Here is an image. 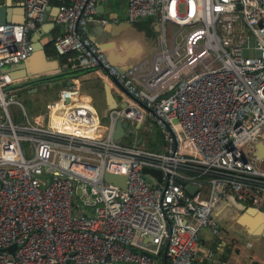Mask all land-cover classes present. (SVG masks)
Listing matches in <instances>:
<instances>
[{
  "label": "built area",
  "instance_id": "obj_1",
  "mask_svg": "<svg viewBox=\"0 0 264 264\" xmlns=\"http://www.w3.org/2000/svg\"><path fill=\"white\" fill-rule=\"evenodd\" d=\"M107 1L58 0L65 30L53 41L72 70L100 68L120 88L105 134L51 122L93 125L96 115L103 126L91 98L93 110L79 104L75 78L44 113L13 118L18 83L2 69L31 56L27 33L49 0H22L24 22L0 23V264H237L201 255L199 238L204 227L220 234L213 212L228 196L264 213V0H125L128 22L153 21L160 34L151 62L124 70L88 35ZM117 121L135 135L159 131L164 148L115 142Z\"/></svg>",
  "mask_w": 264,
  "mask_h": 264
},
{
  "label": "crops",
  "instance_id": "obj_2",
  "mask_svg": "<svg viewBox=\"0 0 264 264\" xmlns=\"http://www.w3.org/2000/svg\"><path fill=\"white\" fill-rule=\"evenodd\" d=\"M110 1H116L117 3L110 4ZM57 4L58 3L54 0H49V7L47 9L49 14L48 20L45 23L40 21L37 29L31 30L33 33L27 37L34 46L40 41L45 48L46 56L58 60L59 67L62 69H69L67 71L70 72L72 69L68 64L72 61L69 60L68 56H57L55 49L48 45L50 42L54 41L56 36L60 35L65 30V27L58 24L55 20L58 14ZM0 5H5L7 7V23L24 22L25 9L22 5V0H0ZM94 18L96 20L104 18L108 23L103 25L96 20H93L89 23L88 35L91 40L100 46L106 42H113L114 45L109 48V51L112 53L117 63L109 60L114 65L120 64V68H126L127 66L137 64L144 59L149 63L151 62V56L156 51L160 34V28L156 23L147 19L138 23L128 22L125 0H109L99 5ZM46 25L49 26L47 32L43 30ZM41 34L42 36L39 38ZM141 36L144 37V39H142ZM136 46H139L141 50L137 51ZM47 57L45 60L50 62ZM21 63L7 65L2 69L3 72H8L18 84L25 81V78L20 76L22 72L20 69V67H22ZM40 66V63H37L35 69L40 68ZM73 77L75 76L68 74L57 76V79L44 80V82L42 81L28 85L25 88H27L30 93L43 92L52 87L57 89V92L49 98L47 104L48 108L49 104L58 97L59 91L62 88L67 87ZM98 81L99 80H89L80 82L84 96H82L79 104H85L89 97L92 98L88 93L89 90L87 89V84H95ZM103 82L104 81L102 80V83ZM101 90L105 98V110L108 113L105 93L103 89ZM113 93L118 102L123 99L118 86L115 91L113 90ZM91 110L93 109L91 108ZM53 120L59 122L57 123V128L69 131L72 130L80 134L91 135V133L95 132L93 129L98 128L101 129L100 134H105L106 131L104 126H99L97 124L96 115H94L93 125H85L80 122L73 123L68 120L65 121V116L58 117V115H52L51 117V122L56 124ZM154 132L157 134L158 143L161 144L162 138L160 132ZM96 135H98V133H96ZM163 148L164 146L162 144V149ZM248 208L247 210L245 209L246 211H242V209L233 204L232 201L226 200L225 198L221 199L214 208L215 218L219 223L221 232L216 236L208 227H204L201 230L199 238L200 254L205 255L206 252L213 251L216 259L227 260L231 263L237 264H256L264 262V226L262 225L264 220L260 221V214H258L256 210L255 212H250ZM241 215H243V224L238 221V218ZM261 225L263 226L260 230L261 232L255 235L254 232H257V229Z\"/></svg>",
  "mask_w": 264,
  "mask_h": 264
},
{
  "label": "water",
  "instance_id": "obj_3",
  "mask_svg": "<svg viewBox=\"0 0 264 264\" xmlns=\"http://www.w3.org/2000/svg\"><path fill=\"white\" fill-rule=\"evenodd\" d=\"M6 10H7V7L5 5H0V23H7V21H8L7 16H6ZM48 17H49V14L46 11V13L42 19V22L45 23L48 20ZM52 24H54V23H52ZM48 28H49V26L46 25V26H44L43 30L45 32H47ZM32 33H33V31H29L27 36H29ZM41 36H42V34L39 36V38ZM113 45H114L113 42H106V43L102 44L101 47L104 49L107 57L112 62L117 63L115 58L113 57L112 53L109 51V48ZM136 50L139 51V50H141V48L139 46H136ZM46 57L47 56H46L45 48L41 44V42L38 41L36 46H34V51L31 54V56L21 63L22 67H20V69L22 70V72H21L20 76L24 77L25 81H23L21 84H19L15 88H25L28 85L36 84V83H39L42 81L44 82V80H47L49 78L61 76L65 72V70H63L62 68L59 67L58 60H56L54 58L47 57L48 60L50 61V62H47L45 60ZM45 61H46V63H45ZM37 63H40L41 66H40V68L35 69V65ZM116 66L119 67L120 64H118V65L116 64ZM121 69L124 70V68H121ZM52 72H54V73H52ZM68 75L76 76L79 82H85V81H89V80H103L104 81L103 82V90H104L105 97H106L107 110L108 111L114 110L117 107H119V105L121 107L124 106V104H122V103L119 104L117 99L115 98L114 93H113V83L111 80L105 78L102 69L96 68L95 70H89V71H85L83 69H74V70H71ZM69 84H70V82H69ZM67 101H69V100L67 99ZM128 133L134 134L135 130L132 129L126 121H117L115 123L114 128H113V134H112L113 140L115 142L119 143L122 141V138L124 136L128 135ZM258 149H259V152H258L259 155H264V146L262 144H258ZM104 179L108 183L117 184L121 187H125V177L122 175H117V174H113L110 172H106L104 174ZM187 191L189 193L193 194L194 191H196V189L191 187V186H188ZM225 199L232 201L233 204H235L236 206H239L242 209V211L245 209L247 210V208H248L245 205L237 202L233 196H228ZM248 210H250V212H255V210H256L258 212V214H260V216H261L259 218L260 221L264 220V214L259 212L257 209L250 207V208H248ZM213 215L215 216V210L213 212ZM243 215H241L238 218V221L242 224H243V221H242ZM262 225L264 226V222ZM262 225L257 229V232H254L255 235L259 234L261 232L260 230L263 227ZM14 249H15V245H12L11 247H9L8 250L10 252H12V251H14Z\"/></svg>",
  "mask_w": 264,
  "mask_h": 264
},
{
  "label": "rangeland",
  "instance_id": "obj_4",
  "mask_svg": "<svg viewBox=\"0 0 264 264\" xmlns=\"http://www.w3.org/2000/svg\"><path fill=\"white\" fill-rule=\"evenodd\" d=\"M109 3L112 4V3H117V2L116 1H110ZM125 3H126V1H125ZM142 39H144V37H142ZM252 44H254V41H252ZM245 55H253V52H246ZM74 64H75V61H72L68 64V66L71 67ZM51 79H57V77L49 78V80H51ZM19 84L13 85L12 90H13V93H15V101L17 103H20L21 105L12 104L9 108L10 112L13 115V118L17 122L25 121L26 118L32 120L38 114H42L45 111H47V104H48L49 98L57 92V89L52 87V88H48V89L44 90L43 92L30 93L27 88H15ZM87 89L89 90L88 93L92 97L91 98L92 104L98 113V116L101 120L102 125L106 126L107 125V111L105 110V106H104L105 98H104L103 92L101 90V89H103L102 80H99L95 84L88 83ZM88 100H90V97ZM85 104L88 105V102ZM88 106H89V108H92V107H90V105H88ZM24 111L26 112L27 116H25ZM53 122L59 123V122L54 121V120H53ZM93 130L96 133H98V135L101 133L100 128L93 129ZM90 131H92V130H90ZM136 140L142 141L141 146L146 148V149L154 150V151H161L162 150V143L161 144L158 143L157 134L155 132L149 133V132L145 131L144 129H140L136 135L131 134L130 138H124L122 140V143L129 144L130 141L134 142Z\"/></svg>",
  "mask_w": 264,
  "mask_h": 264
},
{
  "label": "trees",
  "instance_id": "obj_5",
  "mask_svg": "<svg viewBox=\"0 0 264 264\" xmlns=\"http://www.w3.org/2000/svg\"><path fill=\"white\" fill-rule=\"evenodd\" d=\"M56 3H58V0H54ZM49 46H52L53 48H54V45H53V42H50L49 44H48ZM63 70H65V74L63 73L61 76H63V75H66V74H69V71H67V70H69V69H63ZM73 78H75V79H77V77L75 76V77H73Z\"/></svg>",
  "mask_w": 264,
  "mask_h": 264
},
{
  "label": "bare ground",
  "instance_id": "obj_6",
  "mask_svg": "<svg viewBox=\"0 0 264 264\" xmlns=\"http://www.w3.org/2000/svg\"><path fill=\"white\" fill-rule=\"evenodd\" d=\"M52 115H54V114H52ZM52 117V116H51ZM59 117V116H58Z\"/></svg>",
  "mask_w": 264,
  "mask_h": 264
}]
</instances>
